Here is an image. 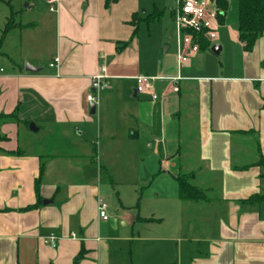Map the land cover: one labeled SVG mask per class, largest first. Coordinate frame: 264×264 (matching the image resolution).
Returning a JSON list of instances; mask_svg holds the SVG:
<instances>
[{
	"label": "crops",
	"instance_id": "1",
	"mask_svg": "<svg viewBox=\"0 0 264 264\" xmlns=\"http://www.w3.org/2000/svg\"><path fill=\"white\" fill-rule=\"evenodd\" d=\"M226 1L216 56L179 38L177 0H59L56 13L0 0V41L15 25L0 44L13 64L0 70V116L17 115L0 127V264H264V202L242 204L264 194V34L247 51L239 2ZM102 67L109 89L92 116ZM138 77L154 79L144 93ZM127 158L151 181V214L103 198V174L115 190ZM180 174L209 201H181Z\"/></svg>",
	"mask_w": 264,
	"mask_h": 264
},
{
	"label": "built area",
	"instance_id": "2",
	"mask_svg": "<svg viewBox=\"0 0 264 264\" xmlns=\"http://www.w3.org/2000/svg\"><path fill=\"white\" fill-rule=\"evenodd\" d=\"M50 7L51 13L58 11L59 0H46ZM222 11L218 8L215 0H177V9L174 19L177 27L179 38L182 37L186 46L190 47L192 55L200 53L201 39L206 40L211 46H215L218 41V31L221 27L220 17ZM184 59V55L180 56ZM60 65V59L55 58L50 64L51 69H57ZM154 79L149 77H138V93L146 92L150 83ZM109 89L108 77L105 67L101 72L92 79V91L87 96V100L91 105L98 104L99 95ZM179 89L174 88V93H178ZM99 217L102 221L108 222L110 217L108 214V205L99 200ZM56 239H51V244L55 247Z\"/></svg>",
	"mask_w": 264,
	"mask_h": 264
},
{
	"label": "rangeland",
	"instance_id": "3",
	"mask_svg": "<svg viewBox=\"0 0 264 264\" xmlns=\"http://www.w3.org/2000/svg\"><path fill=\"white\" fill-rule=\"evenodd\" d=\"M0 64V70L3 72L13 68V64L7 58H0ZM33 122L35 126L38 123L37 120H33ZM39 129L40 131L34 134L35 136L38 135L35 139H37V142L42 143L43 145L48 144L47 139L49 136L47 133L50 132L49 128L40 124ZM150 165V161H148V170L151 168ZM113 171L115 174H113V176L115 177L112 179H114L116 183L115 190L114 186H112L110 178L107 176V174H103V180L106 181L103 198L106 200L108 205L112 204L111 206L117 208L120 207V201H122L123 203L128 204L129 207L131 206L135 208L141 216L155 212L156 207L154 202H152L150 198H147V194L149 192L148 187L150 186L151 181H148L146 178V170L143 167V164H141L139 167V163L136 159L127 158L123 160L122 164L115 166ZM109 173L111 174L112 172Z\"/></svg>",
	"mask_w": 264,
	"mask_h": 264
},
{
	"label": "trees",
	"instance_id": "4",
	"mask_svg": "<svg viewBox=\"0 0 264 264\" xmlns=\"http://www.w3.org/2000/svg\"><path fill=\"white\" fill-rule=\"evenodd\" d=\"M218 8L222 11L227 9L226 0H215ZM239 2V30L240 40L245 44V49L250 51L257 38L264 34V0H238ZM221 18V17H220ZM15 27L13 19H9L2 34L0 44L5 40L7 34ZM203 42V39L199 41ZM201 42V43H202ZM203 46V43H202ZM17 118L16 114L11 116H0V127L2 123L7 119ZM0 134V143L6 141ZM0 152H2L0 150ZM259 166L264 169V160L261 159ZM45 171V165L41 167L40 179ZM194 175L180 174L177 178L179 197L183 202H208L209 199L204 191L196 188L192 180ZM40 180H38L39 184ZM264 202V194L261 196L253 197L247 201H244V205H259Z\"/></svg>",
	"mask_w": 264,
	"mask_h": 264
},
{
	"label": "water",
	"instance_id": "5",
	"mask_svg": "<svg viewBox=\"0 0 264 264\" xmlns=\"http://www.w3.org/2000/svg\"><path fill=\"white\" fill-rule=\"evenodd\" d=\"M221 50L222 49H221V47L219 45H215L212 48V53L214 55H216V56H219L220 53H221ZM25 70L27 72H30V73H39L40 72V70L35 69V68H33V67L29 66V65H26ZM90 108H91V115L92 116H95L96 115L97 106L93 104V105H91ZM30 131L33 132V133H37L38 132V129L36 128V126L34 124H31L30 125Z\"/></svg>",
	"mask_w": 264,
	"mask_h": 264
}]
</instances>
